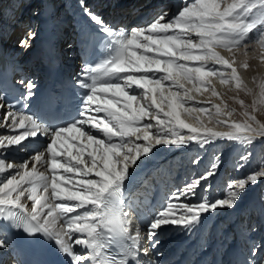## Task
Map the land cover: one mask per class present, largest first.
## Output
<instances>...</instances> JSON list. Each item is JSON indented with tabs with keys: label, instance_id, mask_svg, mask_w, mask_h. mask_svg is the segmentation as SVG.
<instances>
[{
	"label": "snow or ice",
	"instance_id": "6c2138e0",
	"mask_svg": "<svg viewBox=\"0 0 264 264\" xmlns=\"http://www.w3.org/2000/svg\"><path fill=\"white\" fill-rule=\"evenodd\" d=\"M80 8L87 18L80 32L85 53L100 40L107 44V55L95 66L83 63L73 83L78 104L70 118L56 99L41 112L26 114L35 96L31 80L19 81L25 90L14 103L0 94V109H8L0 113V128L22 129L0 136V249L5 233L15 230L53 241L69 264H153L141 257L160 255L155 250L166 227L191 233L207 215L234 209L248 185L264 177L262 166L229 182L226 197L213 199L210 180L220 166L214 158L203 172L186 177L146 225L136 215L140 222L133 231L136 210L126 183L155 155L157 146L171 150L194 142L203 149L217 139L251 145L255 138H264V123L254 115L258 105H264V82L254 94L238 74V68L249 67L244 41L253 29L261 32L264 62V0H185L171 18L164 11L130 31L114 30L83 0ZM35 37L29 29L19 46L29 49ZM216 49L228 52L229 58ZM237 54L244 58L238 60ZM214 79L229 90L253 95L251 112L233 97L242 109V121H212L235 111L224 103ZM193 92L210 93L220 103L211 105L214 111L190 105ZM204 113L210 123L227 125L229 131L207 127L201 119ZM29 150L33 154L22 161L8 162L9 152ZM248 155L240 160L246 162ZM200 159L197 155L189 163L199 166ZM182 198L197 202L184 203ZM144 227L148 246L141 249ZM257 252L253 248L251 255Z\"/></svg>",
	"mask_w": 264,
	"mask_h": 264
},
{
	"label": "bare ground",
	"instance_id": "6f19581e",
	"mask_svg": "<svg viewBox=\"0 0 264 264\" xmlns=\"http://www.w3.org/2000/svg\"><path fill=\"white\" fill-rule=\"evenodd\" d=\"M82 0H72V3L70 5V9L72 13H74V18L78 20V26H76V30L74 31L75 34H78V38L76 39L73 44L67 47L68 50V57L70 59H74L75 57H78L79 54V48H81L84 44L81 42L82 37L80 36L81 28L85 25V22L87 20L86 17L83 16L80 4ZM2 3H7L8 7L11 8L15 0H1ZM83 2L86 3V6L91 9L94 13L99 7H93L91 6L93 1L87 2V0H83ZM11 3V4H9ZM143 3L140 2L138 5H142ZM127 6V3L124 5V7ZM122 7V8H124ZM121 9V8H120ZM122 12L124 14L126 11L122 9ZM143 12V9H141L138 13ZM29 19V18H28ZM28 19L26 18V24L28 23ZM16 20V19H15ZM28 25V24H27ZM143 27V26H141ZM118 29H123L122 27H118ZM193 39L195 40L196 37L193 35ZM248 48L249 56L247 58L249 67L247 69L244 68H238V74L240 75L241 80L243 81L244 85L247 86V88L252 89L254 94L259 93V84L261 82H264V62L261 61L260 56V44L258 42H247L245 43ZM34 46H31L29 50L33 49ZM216 51L224 56L225 58H229V53L224 51L223 49H216ZM29 53L24 55L23 58H28ZM244 57L237 54V59H243ZM19 62V69H22L25 73H31L34 72V69L27 64L21 63V58L17 57L16 63ZM26 63V61H25ZM251 68V69H250ZM30 69V70H29ZM214 87L216 88L217 92L221 94V98L223 99L224 103L227 104V106L230 108L233 104V97H236L237 90L233 88V90H229L228 86H222L219 81L213 80ZM191 87V85H189ZM141 90L139 89V92ZM243 92V91H242ZM192 95L195 97L193 101H190V105L195 106H204L208 107L210 111H214L212 109V104L220 103V100L216 98H211L210 93H203V95L196 94L195 92L192 93ZM248 99L251 97L253 100V95L249 96L247 95ZM260 116L259 118L256 116V119L260 122L264 123V108H260ZM197 115V114H194ZM188 121L189 118L182 117ZM202 121L207 127L213 128L214 131L217 132H228L229 128L227 125H217L214 122H209L208 114L204 113L201 116ZM212 121H215L216 119H225L229 121H242V119H237V115L232 114L231 117L223 116V117H215L213 116ZM87 128V126H85ZM11 129L0 128V136L8 135ZM184 132L186 133L187 130L185 129ZM256 143H253L252 146L248 145H242L236 141H228L226 139H217L212 141L210 144L205 145L203 149L199 148L197 145L193 144L184 148H172L169 150L168 148L164 146H157L159 149L158 151H155V155L151 157V159L147 161H151L150 167H154L157 169L159 173L164 174V172L170 173L168 175L165 174V176L170 177L173 173L171 170V167L174 166H181L184 164L187 172L188 178H191L193 175H198L199 173L203 172L207 167L210 166L211 162L214 158H219V168L217 170V173L214 178H211L210 182L212 183V189H211V197L213 199L216 198H224L227 195V185L229 182H233L236 180H239L241 178H245L247 175L252 174L256 171H259L260 167L264 166V138L257 137L254 139ZM253 141V142H254ZM250 153V155H248ZM196 154V155H194ZM199 156L200 163L199 166L190 165L188 163L193 157ZM241 155H248V160L241 161L240 156ZM188 158V159H186ZM17 161V159H11L9 162ZM146 164V163H145ZM145 164L141 165L139 169L136 170L134 175H137L136 182L140 181L142 176L144 175L143 172H145ZM162 164L164 166H162ZM238 165H243L242 167H238ZM188 166V167H187ZM41 171L44 169L41 168ZM195 173L193 174V172ZM164 180H167V177H164ZM264 182V177L260 178V180L255 184L251 185L249 184L247 187V191L243 195V197L238 201L237 206L234 209H222L218 212H216L214 215H207L206 218L203 220L201 224H199L192 233L196 236L190 237L189 240L195 242V243H206L205 247L203 248V252H209L210 250L214 252V250H219L220 255L222 256H228L231 254V250L234 249L235 241L240 243L241 240H243V237H249L254 236L255 240L252 241L251 247L257 248L259 245L264 244V203H262V191L264 193V186L263 190L262 185ZM128 191V190H127ZM127 195H130L127 192ZM131 196V195H130ZM194 200V201H192ZM132 203V206L136 209L138 215H141L142 213H145L144 210L145 207L142 204H138L137 202H133V198L131 197V200L129 201ZM186 203V201H182ZM196 198H192L189 203H195ZM31 203L30 201L28 202ZM253 207V209H252ZM246 210V211H245ZM125 211H127V208H125ZM137 214L134 213L133 217H135ZM230 215V219L228 221H224V218L228 217ZM141 219L144 221H148L150 219L145 216H140ZM140 222V221H138ZM234 228H237L235 230V234L232 237V240H228L225 238L226 232L234 231ZM135 231V230H134ZM143 232V236L145 235V231H141V234ZM164 234V238L160 239V243L156 248V252H159L160 254L166 247H159L163 244H165L164 240L169 237L171 233L175 234L174 228L166 227V230L162 232ZM202 234L201 238L198 239L197 236L199 234ZM250 233V234H248ZM188 235V232H184L182 236L186 237ZM182 236L175 235V239L179 240ZM243 236V237H242ZM257 236H259L257 238ZM142 237V236H141ZM173 239V236L170 237ZM169 238V239H170ZM168 239V240H169ZM174 240L172 243H174ZM225 247H228L227 250H224ZM241 247V244H240ZM0 260H2V264H9V259L13 256V253L10 251V247L8 244L5 243V247L3 249H0ZM158 264V263H156ZM261 264H264V259H262Z\"/></svg>",
	"mask_w": 264,
	"mask_h": 264
},
{
	"label": "rangeland",
	"instance_id": "374dc122",
	"mask_svg": "<svg viewBox=\"0 0 264 264\" xmlns=\"http://www.w3.org/2000/svg\"><path fill=\"white\" fill-rule=\"evenodd\" d=\"M28 19V18H27ZM258 28H259V26H258ZM262 31H264V30H262ZM262 39V37H261V32L260 31H258L257 29H253L252 30V32H250L249 34H248V37L246 38V40L244 41V43H247V42H258L259 43V41ZM260 50V52H261V49H259ZM251 69V68H250ZM249 96H251V95H249ZM236 98L237 99H240V100H243L244 101V104H245V106H248V110L251 112V104H252V98L250 97L249 99H248V97H247V95H245V93L244 92H242V91H239V92H237V94H236ZM233 101V104H232V106H230V108H232V109H235V111L233 112V114L235 113V115H237V119H244V117L241 115V112H242V109H241V107H240V105L238 104V103H236L235 102V100L234 99H232ZM260 108H264V105H258V110L254 113V115H256L257 114V116L259 117V118H261V116H260V111H259V109ZM264 122V121H263ZM253 143H256L255 141L253 142ZM252 143V144H253ZM252 144L251 145H248V146H252ZM194 155H196V154H194ZM263 184H264V182H263ZM263 186L264 185H262V190H263ZM262 196L264 197V193H263V191H262ZM252 209H253V207H252ZM246 211V210H245Z\"/></svg>",
	"mask_w": 264,
	"mask_h": 264
}]
</instances>
